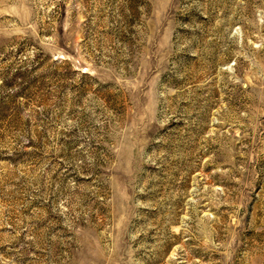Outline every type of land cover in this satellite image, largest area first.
<instances>
[{
	"label": "rangeland",
	"instance_id": "1",
	"mask_svg": "<svg viewBox=\"0 0 264 264\" xmlns=\"http://www.w3.org/2000/svg\"><path fill=\"white\" fill-rule=\"evenodd\" d=\"M0 264H264V0H0Z\"/></svg>",
	"mask_w": 264,
	"mask_h": 264
}]
</instances>
